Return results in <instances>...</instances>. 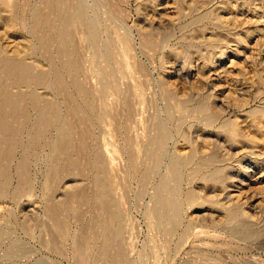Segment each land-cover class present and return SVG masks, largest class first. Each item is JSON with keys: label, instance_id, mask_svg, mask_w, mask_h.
I'll use <instances>...</instances> for the list:
<instances>
[{"label": "rangeland", "instance_id": "rangeland-1", "mask_svg": "<svg viewBox=\"0 0 264 264\" xmlns=\"http://www.w3.org/2000/svg\"><path fill=\"white\" fill-rule=\"evenodd\" d=\"M3 1L11 26L7 32L0 23V48L14 55L22 45L36 68L25 72L20 61L9 59L0 69V264H264V0H130L120 2L111 22L103 9L100 22L111 27L124 55L118 54L111 76L119 94L99 100L79 91L77 48L64 27L51 23L49 8L30 0L33 7L16 13L18 0ZM37 4L43 16L33 9ZM150 27L168 38L162 55L142 51L140 30ZM126 34L127 51L121 42ZM76 40L82 51L86 43L78 31ZM42 66L50 69L41 77ZM206 107L215 109L220 123L208 120ZM223 122L237 135L219 129ZM212 157L221 176L208 171L198 181L189 179L199 160ZM173 160L181 163L175 185L186 201L174 227L160 219L152 200ZM228 202L239 203L252 218L227 224Z\"/></svg>", "mask_w": 264, "mask_h": 264}, {"label": "bare ground", "instance_id": "bare-ground-1", "mask_svg": "<svg viewBox=\"0 0 264 264\" xmlns=\"http://www.w3.org/2000/svg\"><path fill=\"white\" fill-rule=\"evenodd\" d=\"M21 1H23V2H21ZM40 4H44L45 6H47V8L46 9H48L49 8V10H50V12L49 13H51L52 14V16H54L53 18V20H51V23L53 22V24L54 25H56V26H62V27H64L63 29H64V32L66 33H68V37H67V39L71 42V44L74 46V48H77V49H75L74 51H75V57H74V60L76 59V61H75V65L74 66H76V67H74V69L75 68H77V71L79 72V76L81 77V79L83 80L82 81V85H81V87H80V92H82V93H85V94H87L86 96H88L89 98L91 97L92 99H98L99 100V98H101V97H103V96H105V95H107V94H110V97L111 96H113V95H117V94H119V92H118V89L116 88V86L112 83V81L114 80H111V76H112V74H113V72H114V74L115 73H117V71L115 72V69L118 67H116L115 68V65H116V63H117V57H118V54H120L119 52H118V43H119V41L117 40V38H113V37H111V34H110V30H111V27H109V26H104L103 24H104V22H103V24H102V20H101V22H100V19H99V17H100V15H101V12H102V10L103 9H105L106 11V16H107V19H108V21H115V17H117V14H118V11H119V9H115L117 6H119L121 3H125V1H127V2H130V0H93L92 2V4L89 2V0H37ZM138 1V0H137ZM30 2H32V1H30V0H18L17 1V4L15 5V12L17 13V12H20V10H22V8L24 9V7H29L30 8V6H32L33 7V5H30L31 3ZM35 2H36V0H35ZM121 2V3H120ZM139 2V1H138ZM157 2V1H156ZM168 3V2H167ZM34 4V3H33ZM149 4V3H148ZM13 5V4H12ZM38 5V4H37ZM36 5V6H37ZM43 5V6H44ZM152 5H154L153 3H152ZM4 6H5V4H4V1L3 0H0V23H2L6 28H7V32H8V28L11 26V23H10V21H8L7 19H6V17H5V14H8V13H5L4 12ZM39 6V5H38ZM6 7V6H5ZM7 8V7H6ZM8 9V8H7ZM28 9V8H27ZM33 9H35V11L40 15H42V13L40 12L41 10L43 11V10H45V9H43V8H41L40 6L39 7H35V8H33ZM48 10V11H49ZM46 12V11H45ZM104 12V13H105ZM10 13V12H9ZM13 13V12H12ZM22 13V12H21ZM38 14H37V16H38ZM10 15V14H9ZM30 15V14H29ZM32 16H33V13L31 14ZM148 15V14H147ZM13 16V18H14V15H12ZM36 16V17H37ZM43 16V15H42ZM149 16V15H148ZM152 16H153V14H152ZM22 17V16H21ZM35 17V16H34ZM17 18H18V16H17ZM41 18V17H40ZM197 18V17H196ZM22 19H23V17H22ZM29 19V18H28ZM39 19V18H38ZM152 19V18H151ZM15 20H16V18H15ZM33 20V19H32ZM35 20H37V19H35ZM153 20V19H152ZM155 20V19H154ZM191 20V19H190ZM17 21V20H16ZM40 23L43 25L44 23H46V21L43 19V18H41L40 20ZM151 21V20H150ZM33 22V21H32ZM48 22H50V20L48 21L47 20V23ZM155 22V21H154ZM17 23V22H16ZM20 22H18V24H19ZM26 23H28V22H26ZM29 23H30V21H29ZM191 23V22H190ZM196 23H197V21H196ZM155 24V23H154ZM161 24V23H160ZM163 24V23H162ZM186 23L184 22V25H185ZM195 24V23H194ZM33 25V24H32ZM53 25V26H54ZM147 25V24H146ZM28 26V25H27ZM30 26V25H29ZM38 26V25H37ZM41 26V25H40ZM44 26V25H43ZM53 26H52V28H53ZM194 26V25H193ZM20 27H21V25H20ZM50 27V26H49ZM73 27H74V29H73ZM139 27H141V26H139ZM144 27V26H143ZM183 27V26H182ZM187 27H189L188 25H187ZM186 27V28H187ZM56 28H58V27H56ZM60 28V27H59ZM72 28V30H70ZM163 28V27H162ZM181 28V27H180ZM184 28V27H183ZM185 28V29H186ZM191 28V27H190ZM11 29V28H10ZM17 29V28H16ZM25 29V28H24ZM3 30H4V32H5V29L3 28ZM2 30V31H3ZM46 30V29H45ZM57 30V29H56ZM58 30H61V28L60 29H58ZM161 29L158 27V28H155V27H150V28H143V29H141L140 30V37H141V40H142V42H141V48H142V51L143 52H153L154 54H156V55H162V54H164V52H165V50L166 49H168V38H166V37H163V38H161V37H159V35H160V31ZM13 31V30H12ZM40 31V30H39ZM44 31V30H43ZM77 31L79 32V34H81L82 36H83V38H84V40H85V48L82 50V51H80L79 49H78V47L80 46V43H79V46L78 47H76L77 45H78V43H77V40H76V35H77ZM3 32V33H4ZM47 32V31H46ZM51 33H52V31H50ZM63 32V31H62ZM184 32V31H183ZM2 32H0V34H1ZM3 33H2V35H3ZM10 33V32H9ZM15 33V32H14ZM50 33V34H51ZM61 33V32H60ZM66 33V34H67ZM112 33V32H111ZM6 34V36H7V34L8 33H5ZM25 34V33H24ZM28 34V33H27ZM29 35V34H28ZM41 35V34H40ZM40 35H38V36H40ZM44 35V34H43ZM42 35V36H43ZM46 35V34H45ZM56 35V34H55ZM62 35V34H61ZM37 36V35H36ZM37 36V37H38ZM47 36V35H46ZM54 36V35H53ZM64 36H66V35H64ZM63 36V37H64ZM168 36V35H167ZM5 37V36H4ZM50 37V36H49ZM52 37V36H51ZM56 37V36H55ZM124 37V39H122V43L124 44V49L125 48H127V49H125L126 51L128 50V48L130 47V44H129V42H128V34H126V35H124L123 36ZM17 38H19V37H17ZM62 38V37H61ZM65 38V37H64ZM0 39H1V36H0ZM5 39H8L7 37H5ZM24 39V38H23ZM44 39V38H43ZM47 39H48V37H47ZM49 39H51V38H49ZM63 39V38H62ZM62 39H60V41L62 40ZM66 39V38H65ZM64 39V40H65ZM19 40V39H18ZM18 40L16 41V42H18ZM21 40V39H20ZM41 40V39H40ZM39 40V41H40ZM124 40V41H123ZM8 41V40H7ZM9 41H11V39H9ZM14 41H15V39H14ZM28 41V40H27ZM13 42V41H12ZM15 42V43H16ZM21 42V41H20ZM22 42H25V40H23ZM43 42V41H42ZM42 42H41V44H42ZM56 42H58V40H56ZM64 42V41H63ZM68 42V41H67ZM79 42V41H78ZM7 43V42H6ZM28 42H25V44H27ZM29 43H30V41H29ZM28 43V44H29ZM76 43H77V45H76ZM5 44V43H4ZM8 44V43H7ZM21 44V43H20ZM31 44V43H30ZM41 44H40V46H41ZM48 44V43H47ZM70 44V45H71ZM2 45V44H1ZM11 45V44H10ZM44 45H45V42H44ZM58 45V44H57ZM59 45H60V43H59ZM65 45V44H64ZM64 45H63V48H64ZM14 47V44L13 45H11V47ZM38 46H39V44H38ZM39 46V47H40ZM50 47H51V45H49ZM84 46V45H83ZM6 47V46H5ZM5 47H3V48H5ZM38 47V48H39ZM44 47H46V46H44ZM50 47H49V49H50ZM72 47V46H71ZM9 48H10V46H9ZM79 48H81V47H79ZM33 49H34V47H33ZM130 49V48H129ZM5 50V49H4ZM3 49H1L0 48V69H1V66L3 65V64H5V62H9V59H10V61H11V59H17L18 61H20V67H21V69H23L22 71H25V72H29V71H31V68L32 67H35V66H33V61H31V58H29L30 57V54L31 53H29V51H27L26 50V48L25 47H23L22 45L21 46H18L17 45V47H16V49H14L15 50V56L13 55V54H9V52H5ZM29 50V49H28ZM37 50V49H36ZM39 50V49H38ZM60 50V49H59ZM64 50V49H63ZM122 50H123V48H122ZM11 51V50H10ZM31 51V50H30ZM167 51V50H166ZM48 52V51H47ZM61 52H63V51H61ZM66 52H67V50H66ZM38 53V52H37ZM60 54V53H59ZM66 54V53H65ZM70 54V53H69ZM123 53H121V55H122ZM13 55V56H12ZM33 55H34V53H33ZM37 55V54H36ZM39 55V54H38ZM47 55V54H46ZM68 55V54H67ZM124 55V54H123ZM42 55H40V57H41ZM44 56V55H43ZM71 56V55H70ZM33 57V56H32ZM44 57H46V56H44ZM60 57V56H59ZM65 57V56H64ZM120 57H122V56H120ZM33 58H35V56L33 57ZM67 58H68V56H67ZM73 58V57H72ZM123 58V57H122ZM162 58H163V56H162ZM40 59V58H39ZM43 59V58H42ZM46 59V58H45ZM50 59H52V58H50ZM55 60V59H54ZM63 60V59H62ZM69 60V59H68ZM71 60V59H70ZM69 60V61H70ZM123 60V59H122ZM67 61V60H66ZM119 61H120V59H119ZM36 62V61H35ZM43 62V61H42ZM46 63H47V61H46ZM45 63V64H46ZM54 63V62H53ZM66 64V63H65ZM69 64V63H68ZM163 64V63H162ZM8 65V64H7ZM14 65H16V63L14 64ZM18 65V64H17ZM48 65H50V64H48ZM70 65V64H69ZM125 65V64H124ZM127 65V64H126ZM12 66V65H11ZM51 66V65H50ZM58 66V65H57ZM13 67V66H12ZM43 67V66H42ZM49 67V66H48ZM47 67V68H48ZM61 67V66H60ZM120 67H121V61H120ZM120 67H119V69H120ZM123 67H125V66H123ZM127 67V66H126ZM36 68V67H35ZM35 68H33V69H35ZM52 68V67H51ZM62 68V67H61ZM70 68V67H69ZM2 69H3V67H2ZM5 69H6V67H5ZM16 69V68H15ZM19 69V68H18ZM32 69V70H33ZM41 69V68H40ZM39 69V70H40ZM50 69V68H49ZM48 69V70H49ZM53 69V68H52ZM51 69V70H52ZM59 69V68H58ZM64 69V68H63ZM71 69V68H70ZM126 69V68H125ZM14 70V69H13ZM48 70H45L44 69V67L41 69V72L38 74L39 76H45V72L46 71H48ZM69 70V69H68ZM68 70H67V72H68ZM118 70V69H117ZM19 71H21V70H18V72ZM53 71V70H52ZM51 71V72H52ZM57 71V70H56ZM61 71V70H60ZM75 71H76V69H75ZM119 71V70H118ZM1 72V71H0ZM12 72V71H11ZM14 72V71H13ZM49 72V71H48ZM47 72V73H48ZM54 72V71H53ZM63 72V71H62ZM21 73V72H20ZM59 74H61L60 72H58ZM69 73H71V72H69ZM120 73V72H119ZM16 74V73H15ZM72 74V73H71ZM71 74H70V76H71ZM75 74H77L76 72H75ZM23 75V74H22ZM25 75V74H24ZM53 75V74H52ZM66 75V74H65ZM74 75V74H73ZM3 76V75H2ZM14 76V75H13ZM17 76V75H16ZM28 76V75H27ZM115 76V75H114ZM11 77V76H10ZM31 77V76H30ZM55 77V76H54ZM64 77H66V76H64ZM67 77H69V76H67ZM33 78V77H32ZM36 78H37V76H36ZM51 78V77H50ZM61 78H63V77H61ZM75 78V80L77 79V77L75 76V77H73V79ZM22 79V78H21ZM31 79V78H30ZM47 79V78H46ZM45 79V80H46ZM1 80V79H0ZM40 80V79H39ZM53 80H55L56 81V79H53ZM67 80V79H66ZM79 80V79H78ZM5 81V80H4ZM31 81H32V79H31ZM47 81V80H46ZM117 81V80H116ZM115 81V82H116ZM2 82V81H1ZM8 82H11V81H8ZM18 82H19V80H18ZM21 82V81H20ZM42 82V81H41ZM53 82V81H52ZM61 82H62V80H61ZM64 82V81H63ZM114 82V81H113ZM118 82V81H117ZM17 83V82H16ZM24 83H25V80H24ZM27 83V82H26ZM31 83V82H30ZM49 83V82H48ZM65 83H66V81H65ZM81 83V82H80ZM29 84V83H28ZM53 84V83H52ZM68 84H69V82H68ZM71 84V83H70ZM17 85V84H16ZM40 85H42L43 86V84H40ZM47 86H48V84H46ZM58 85V84H57ZM2 86V85H1ZM25 86H27V85H25ZM24 86V87H25ZM31 86V85H30ZM30 86H28V87H30ZM41 86V87H42ZM120 86V85H119ZM17 87V86H16ZM36 87V86H35ZM39 87V86H38ZM37 87V88H38ZM62 87V86H61ZM70 87H71V85H70ZM118 87V86H117ZM77 88V87H76ZM1 89V88H0ZM3 89V88H2ZM36 89V88H35ZM46 89V88H45ZM54 89V88H53ZM56 89H58V88H56ZM128 89H129V87H128ZM7 90V89H6ZM17 90V89H16ZM51 90V89H50ZM63 90H65L64 88H63ZM120 90H121V88H120ZM131 90V89H130ZM130 90H129V92H130ZM35 91V90H34ZM41 92H42V90H40ZM45 91V90H44ZM47 91H48V89H47ZM79 91H78V93H79ZM123 91V90H122ZM128 91V90H127ZM14 92H16V91H14ZM37 92V91H36ZM55 92V91H54ZM57 92V91H56ZM21 93V92H20ZM32 93V92H31ZM39 93V92H38ZM81 93V94H82ZM15 94V93H14ZM23 94V93H22ZM34 94H36V93H34ZM121 94V93H120ZM124 94H126V92L124 93ZM39 95V94H38ZM37 95V97H39ZM46 95H47V93H46ZM75 95V94H74ZM12 96V95H11ZM26 96V95H25ZM56 96V95H55ZM125 96V95H124ZM20 97V96H19ZM32 97V96H31ZM105 97H107V96H105ZM32 98H34V97H32ZM40 98V97H39ZM46 98H47V96H46ZM83 98V97H82ZM85 98V97H84ZM3 99V98H2ZM20 99V98H19ZM18 99V100H19ZM36 99V98H35ZM49 99V98H48ZM47 99V100H48ZM51 99V98H50ZM70 99V98H69ZM79 99H81L80 97H79ZM105 99V98H104ZM10 100V99H9ZM14 100V99H13ZM26 100V99H25ZM46 100V99H45ZM58 100V99H57ZM90 100V99H89ZM20 101V100H19ZM30 101H32V100H30ZM41 101H42V98H41ZM52 101H53V99H52ZM71 101V100H70ZM84 101V100H83ZM82 101V102H83ZM105 101V100H104ZM10 102V101H9ZM34 102H36V101H34ZM34 102H33V104H34ZM43 102V101H42ZM51 102V101H50ZM86 103H87V100L85 101ZM84 102V103H85ZM10 103H12V102H10ZM37 103V102H36ZM38 103H39V101H38ZM48 103H49V101H48ZM53 103V102H52ZM56 103V102H55ZM78 103V102H77ZM76 103V104H77ZM95 103V102H94ZM97 103H98V101H97ZM204 103V102H203ZM2 104V103H1ZM5 104H6V102H5ZM15 104V103H14ZM18 104V103H17ZM185 104V103H184ZM7 105V104H6ZM5 105V106H6ZM13 105V104H12ZM26 105V104H25ZM49 105H50V103H49ZM53 105V104H52ZM58 105H60L59 104V101H58ZM80 105V104H79ZM86 105V104H85ZM91 105V104H90ZM94 105H96V104H94ZM94 105H92V106H94ZM202 105V104H201ZM1 106V105H0ZM9 106V105H8ZM82 106H84V105H82ZM88 106V105H87ZM125 106V105H124ZM182 106V105H181ZM19 107V106H18ZM46 107H47V105H46ZM59 107V106H58ZM95 107V106H94ZM97 107H98V105H97ZM130 107V106H129ZM3 108V107H2ZM38 108V107H37ZM44 108V107H43ZM51 108V107H50ZM55 108V107H54ZM61 108V107H60ZM59 108V109H60ZM63 108V107H62ZM75 108V107H74ZM82 108V107H81ZM1 109V108H0ZM8 109H10V108H8ZM14 109V108H13ZM19 109V108H18ZM93 109V108H92ZM94 109H96V107L94 108ZM5 110V109H4ZM25 110V109H24ZM33 110H34V108H33ZM41 110V109H40ZM61 110V109H60ZM64 110V109H63ZM78 110H81V109H79L78 108ZM87 110V109H86ZM90 110H91V108H90ZM89 110V111H90ZM17 111V110H16ZM21 111V110H20ZM44 111V110H43ZM58 111V110H57ZM82 111H83V109H82ZM97 111H98V109H97ZM128 111H129V113H128V115H127V119L129 120V119H131V117H132V114L130 113V109H128ZM201 111V110H200ZM203 111H205V113H206V116H207V118H208V120L211 122V123H216L217 121L219 122V121H221V119L220 118H218V117H216V115L214 114V111H215V109H214V111L212 110V109H210L209 107H206V108H204L203 109ZM202 111V112H203ZM14 112V111H13ZM19 112V111H18ZM85 112V111H84ZM91 112V111H90ZM264 112V111H263ZM2 113V112H1ZM1 113H0V115H1ZM8 113V112H7ZM21 113V112H20ZM39 113V112H38ZM41 113V112H40ZM43 113V112H42ZM41 113V114H42ZM74 113V112H73ZM76 113V112H75ZM78 113V112H77ZM99 114H100V112H98ZM97 113V114H98ZM6 114V113H5ZM4 114V115H5ZM17 114V113H16ZM30 114H31V111H30ZM47 114H48V112H47ZM58 113H56L55 115H57ZM79 114V113H78ZM81 114V113H80ZM15 115V114H14ZM18 115V114H17ZM33 115V114H32ZM40 115V114H39ZM44 115V114H43ZM49 115H51V114H49ZM61 115H63V114H61V111H60V116ZM101 115V114H100ZM16 116V115H15ZM21 116V115H20ZM45 117H46V115H44ZM43 116V117H44ZM54 116V115H53ZM60 116H59V118H60ZM64 116H65V114H64ZM63 116V118H64V120L66 119V116L64 117ZM95 116V115H94ZM104 116V115H103ZM124 116H125V114H124ZM44 117V118H45ZM52 117V116H51ZM58 117V116H57ZM97 117V116H96ZM223 117V116H222ZM21 118V117H20ZM42 118V117H41ZM55 118V117H54ZM53 118V119H54ZM61 118H62V116H61ZM125 118V117H124ZM2 119H4V118H2ZM9 119V118H8ZM27 119V118H26ZM30 119V118H29ZM57 119V118H56ZM103 119V118H102ZM101 119V120H102ZM119 119V118H118ZM219 119V120H218ZM43 120V119H42ZM50 120V119H49ZM58 120V119H57ZM61 120H63V119H61ZM76 120V119H75ZM223 120H225V119H223ZM48 121V120H47ZM46 121V122H47ZM51 121V120H50ZM66 121H68V120H66ZM118 121V120H117ZM5 122H6V120H5ZM4 122V123H5ZM151 121H149V120H147L146 121V129H148V126H149V124H151L150 123ZM25 123H26V121H25ZM54 123V122H53ZM55 123H56V121H55ZM61 123V126H62V123H63V121L62 122H60ZM66 123V122H65ZM65 123H63V124H65ZM77 123V122H76ZM152 123H153V121H152ZM220 123V122H219ZM1 124V123H0ZM5 124H7V123H5ZM48 124V123H47ZM67 124H68V122H67ZM217 124V123H216ZM45 125V124H44ZM153 125V124H152ZM158 125L160 126L161 125V127L160 128H163L162 127V122H159L158 123ZM47 126H49V124L47 125ZM58 126V125H57ZM121 126V125H120ZM165 126V125H164ZM214 126V125H213ZM217 126V125H216ZM42 127V126H41ZM45 127V126H44ZM43 128V127H42ZM46 128V127H45ZM59 128H61V127H59ZM64 128V127H63ZM62 128V129H63ZM119 128V127H118ZM165 128V127H164ZM209 128V127H208ZM7 129V128H6ZM213 129V128H212ZM219 129H221V130H228L229 131V133H231V135L233 134L234 136H236L237 135V131H236V133H235V131L233 130V128H232V126L230 125V124H227V123H225V122H223L222 123V125L220 126V128ZM5 130V129H4ZM120 130V129H119ZM160 130V129H159ZM170 130V129H169ZM45 131V130H44ZM63 131V130H62ZM157 131V130H156ZM168 131V130H167ZM6 132V131H5ZM60 132V131H59ZM174 132V131H173ZM20 133V132H19ZM149 133V132H148ZM147 133V134H148ZM156 133V132H155ZM159 133V132H158ZM161 133V132H160ZM176 132H174V134H175ZM181 133V132H180ZM64 134H65V132H64ZM14 135H15V133H14ZM67 135V134H66ZM69 135V134H68ZM152 135H153V133H152ZM168 135V134H167ZM171 136V135H170ZM230 136V135H229ZM228 136V137H229ZM63 137H64V135H63ZM86 137V136H85ZM150 137H151V134H150ZM166 137V136H165ZM18 138V137H17ZM16 138V139H17ZM60 138H62V137H60ZM162 138V137H161ZM171 138V137H170ZM234 138V137H233ZM146 141L145 142H147V136H146ZM144 139V140H145ZM149 139V138H148ZM164 139V138H163ZM242 139H246V138H242ZM58 140V139H57ZM56 140V141H57ZM63 140H64V138H63ZM155 140V139H154ZM161 140V139H160ZM238 140V139H237ZM17 141V140H16ZM38 141V140H37ZM40 141V140H39ZM59 141V144H61V142H60V140H58ZM62 141V140H61ZM68 141V140H67ZM141 141V140H140ZM159 141V140H158ZM164 141V140H163ZM171 141V140H170ZM35 142V141H34ZM62 142H64V141H62ZM66 142V141H65ZM143 142V141H142ZM166 141H164V143H165ZM17 143V142H16ZM56 143V142H55ZM58 143V142H57ZM56 143V144H57ZM133 143V142H132ZM155 143V142H154ZM236 143V142H235ZM234 143V144H235ZM66 144V143H65ZM68 144V143H67ZM67 144L66 145H64L65 146V148L67 147ZM141 144V143H140ZM148 144H150L149 142H148ZM158 144V143H157ZM160 144V143H159ZM163 144V143H162ZM174 144V143H173ZM51 145V144H50ZM154 145V144H153ZM165 145H167V144H165ZM134 146V145H133ZM138 146V145H137ZM144 146V145H143ZM173 146V145H172ZM54 147V150H55V145L53 146ZM62 147V146H61ZM152 147V145L150 146V148ZM154 147V146H153ZM160 147H161V145H160ZM165 147V146H164ZM63 148V147H62ZM81 148V147H80ZM156 148H157V146H156ZM144 149H145V147H144ZM153 149V148H152ZM160 149V148H159ZM168 149H169V147H168ZM180 149V148H179ZM53 150V149H52ZM56 150L57 151H59L60 150V145H57L56 146ZM63 150V149H62ZM141 150V149H140ZM146 150V149H145ZM170 150V149H169ZM178 150V149H177ZM182 150V149H181ZM181 150H179V151H181ZM132 151V150H131ZM143 151V150H142ZM151 151V150H150ZM155 151V150H154ZM159 151V150H158ZM162 151V150H161ZM61 152V151H60ZM67 152V151H66ZM136 152V151H135ZM168 152V151H167ZM166 152V153H167ZM175 152V151H174ZM183 152V151H182ZM59 152H57V154H58ZM63 153V152H62ZM68 153V152H67ZM67 153H64V154H66V156H67ZM141 153V152H140ZM164 153V152H163ZM56 154V153H55ZM56 154V155H57ZM145 154V153H144ZM151 154V153H150ZM155 154H157V153H155ZM169 155H170V153H168ZM174 154V153H173ZM181 154V153H180ZM184 154V153H183ZM60 155V154H59ZM130 155V154H129ZM132 155V154H131ZM166 155V154H165ZM186 155V154H185ZM167 156V155H166ZM187 156V155H186ZM190 156V155H189ZM229 156V155H228ZM51 157H53L52 155H51ZM59 157H61V156H59ZM138 157V156H137ZM141 157V156H140ZM142 157H143V155H142ZM175 157V156H174ZM55 158V157H54ZM58 158V157H57ZM131 158V157H130ZM129 158V159H130ZM139 158V157H138ZM165 158V157H164ZM180 158V157H179ZM184 158V157H183ZM52 159V158H51ZM145 159V158H144ZM146 159H147V157H146ZM161 159H162V157H161ZM174 159V158H173ZM217 159V157L216 158H211V159H208L207 158V160H204V161H201L200 162V160H199V164H197V166L195 167V169L193 170V173H191V175H190V177H189V179L191 178V180H193V179H195V180H197V177L199 178L200 176L202 177V175H205V172H208V171H212V174H213V177H217V176H221L222 175V168H220V166H218L217 167V165H218V163H219V161H217L216 160ZM222 159V158H221ZM55 160V159H54ZM59 160H60V158H59ZM131 160V159H130ZM151 160V159H150ZM183 160V159H182ZM62 161V160H61ZM132 161V163L134 164V160L132 159L131 160ZM161 161V160H160ZM159 161V162H160ZM163 161V160H162ZM168 161H169V159H168ZM186 161V160H185ZM184 161V162H185ZM192 161V160H191ZM196 161V160H195ZM195 161H193V162H195ZM50 162H52V161H50ZM157 162V161H156ZM188 162V161H187ZM225 162V161H224ZM229 162V161H228ZM93 163H95V162H93ZM130 163V162H129ZM149 163V162H148ZM165 163V162H164ZM221 163H223V162H221ZM57 164H58V162H57ZM131 164V163H130ZM137 164V163H136ZM155 164V163H154ZM153 164V165H154ZM160 164V163H159ZM189 164V163H188ZM187 164V165H188ZM195 164V163H194ZM193 164V165H194ZM223 164H225V163H223ZM92 165V164H91ZM93 165H95V164H93ZM152 165V166H153ZM157 165V164H156ZM226 165H228V164H226ZM59 166V165H58ZM136 166V165H135ZM141 166H143V165H141ZM159 166H161V165H159ZM163 166H164V164H163ZM50 167V166H49ZM52 167V166H51ZM50 167V168H51ZM54 167V166H53ZM55 167H56V165H55ZM54 167V168H55ZM60 167V166H59ZM61 168V167H60ZM93 168H94V166H93ZM132 168H134V167H132ZM139 168H140V166H139ZM138 168V169H139ZM144 168V167H143ZM147 168V167H146ZM154 168V167H153ZM157 168V167H156ZM163 168V167H162ZM181 168V163L178 161V160H173L172 162H171V164H170V167H169V169H168V171H167V173L164 175V176H162L163 178H160V180H161V182H160V184H158V186L156 187V189H155V194L152 196V200H153V202H154V204H157L158 206H159V208H160V211H161V220L162 221H164V222H166V223H168V225H172L173 227L174 226H176L177 225V223H178V221H179V219H180V217H181V211H182V209H183V207H185L184 206V204L186 203V201H185V199H183V198H181L180 196H179V194L177 193L178 192V188H177V186L175 185V183H176V176L178 177V174H180V171H179V169ZM184 168H185V166H184ZM214 168V169H213ZM141 169V168H140ZM152 169V168H151ZM186 169L187 168H185L184 170L186 171ZM51 170V169H50ZM54 171H55V169H53ZM134 170V169H133ZM136 170V169H135ZM145 170V169H144ZM165 170V169H164ZM57 171H58V169H57ZM59 172H62V171H58V175H59ZM144 172V171H143ZM162 172V171H161ZM160 172V173H161ZM56 173V172H55ZM148 173V172H147ZM151 173V172H150ZM56 174V175H57ZM207 174V173H206ZM211 174V173H210ZM156 175H159V174H156ZM181 175V174H180ZM187 175H188V173H187ZM209 175V174H208ZM160 176H161V174H160ZM185 176V175H184ZM210 176V175H209ZM224 176V175H223ZM206 177V176H205ZM211 177V176H210ZM185 178V177H184ZM94 179V178H93ZM186 179H188V178H186ZM188 179V180H189ZM204 179V178H203ZM202 179V180H203ZM211 178H209V180H210ZM190 180V181H191ZM195 180H193L194 182H195ZM207 180V179H206ZM193 181H191V183H190V185L191 184H193L194 182ZM198 181V180H197ZM211 181V180H210ZM98 183V182H97ZM187 183H188V181H187ZM211 183H213V182H211ZM189 184V183H188ZM210 184V183H209ZM214 184V183H213ZM218 184V183H217ZM183 184H182V182H181V185L180 186H182ZM1 186V185H0ZM2 188V187H1ZM5 188V187H4ZM4 188H3V190H4ZM184 188V187H183ZM183 188H181V191H182V189ZM20 190V189H19ZM184 191V190H183ZM1 192V191H0ZM185 192V191H184ZM188 192V191H187ZM189 192H191V191H189ZM188 192V193H189ZM82 193V192H81ZM17 195V194H16ZM192 195H194V193L192 194ZM197 195V194H196ZM190 197H192L190 194H189V196H188V199H191ZM241 198V197H240ZM82 199H83V197H82ZM192 199H194V198H192ZM196 199V198H195ZM238 199H239V196H238ZM246 199V198H245ZM248 199V198H247ZM187 200V199H186ZM188 201V200H187ZM189 202H190V200H189ZM232 202V201H231ZM231 202H228L229 203V205H226V206H223L224 208V211H225V213H226V223L227 224H235V225H238V224H240L241 222L240 221H242V219H248V218H252V217H249V214H248V212H246V210L244 209V207L242 206V205H240L239 203H235V204H230ZM208 203V202H207ZM212 203V202H211ZM211 203H210V205H211ZM215 203V202H214ZM61 204V203H60ZM63 204V203H62ZM104 204V203H103ZM189 203H187V205H188ZM227 204V203H226ZM64 205V204H63ZM67 205V204H66ZM222 205V204H221ZM54 206V205H53ZM106 206V205H105ZM200 206V205H199ZM64 207V206H63ZM107 207V206H106ZM202 207V206H201ZM216 207V206H215ZM50 210V209H49ZM107 210V209H106ZM156 210V209H155ZM248 210V209H247ZM51 211V210H50ZM56 212H57V207H54L53 208V210L51 211V213H53L54 214V217L56 216L55 214H56ZM50 213V212H49ZM52 214V215H53ZM212 214V213H211ZM50 216V215H49ZM50 218H51V216H50ZM55 218H57V217H55ZM117 218H119V217H117ZM224 218V217H223ZM253 219H254V216H253ZM252 220V219H251ZM56 221V220H55ZM245 221V220H244ZM244 221H242L243 223H244ZM184 222V221H183ZM246 222V221H245ZM4 223V222H3ZM242 223V224H243ZM158 224V223H157ZM162 224V223H161ZM180 224V223H179ZM189 224V223H188ZM187 224V226H189ZM1 225V224H0ZM167 225V224H166ZM55 226H56V224H55ZM242 226V225H241ZM243 226H244V224H243ZM246 226H248V225H246ZM63 227V226H62ZM61 227V228H62ZM120 227H122V226H120ZM183 227H184V225H183ZM105 228H107V227H105ZM119 228V227H118ZM123 228V227H122ZM177 228V227H176ZM181 228V227H180ZM236 228V227H235ZM240 228H243V227H240ZM247 228V227H246ZM57 229V228H56ZM174 229V228H173ZM188 229H189V227H188ZM188 229H186V230H184L185 231V234L188 232ZM244 229H245V227H244ZM1 230V229H0ZM62 229H60V231H61ZM105 230V229H104ZM107 230V229H106ZM106 230H105V232H106ZM177 230V229H176ZM112 231V230H111ZM120 231V230H119ZM246 231V230H245ZM122 232V231H121ZM177 232V231H176ZM179 232V231H178ZM242 232H244V231H242ZM115 233V232H114ZM113 233V234H114ZM123 233V232H122ZM2 234V233H1ZM0 234V235H1ZM106 234V233H105ZM107 234H109V233H107ZM119 234V233H118ZM241 234V233H240ZM247 234H249V233H247ZM111 235V234H110ZM123 235V234H122ZM121 235V237H123ZM242 235V234H241ZM244 235V234H243ZM109 236V235H108ZM116 236V235H115ZM3 237V236H2ZM2 237H1V239H2ZM109 238V237H108ZM113 238V237H112ZM118 238H120L119 237V235H118ZM184 238V237H183ZM182 238V239H183ZM1 239H0V242H1ZM4 239V238H3ZM116 240V239H115ZM4 241V240H3ZM86 242V241H85ZM85 242H83V243H85ZM110 242H112V241H110ZM114 242V241H113ZM10 243H12V242H10ZM14 243V242H13ZM4 245V244H3ZM2 245V246H3ZM15 245V244H14ZM13 245V246H14ZM107 245V244H106ZM105 245V246H106ZM6 246V244L4 245V247ZM8 246V245H7ZM1 249H2V247H0ZM13 248V247H12ZM107 249V248H106ZM7 250V249H6ZM5 250V251H6ZM2 251V250H1ZM4 251V252H5ZM3 252V253H4ZM9 252V251H8ZM10 252H11V250H10ZM103 252V251H102ZM105 252H107V250L105 251ZM12 254V253H11ZM10 255V254H9ZM3 256L4 255H2V258H3ZM11 256V255H10ZM89 256V255H88ZM5 257V256H4ZM8 258H10L9 256H8ZM108 259V258H107Z\"/></svg>", "mask_w": 264, "mask_h": 264}]
</instances>
